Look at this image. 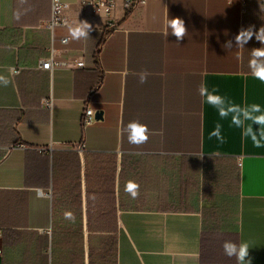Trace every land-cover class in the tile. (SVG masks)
<instances>
[{
  "label": "crops",
  "instance_id": "1",
  "mask_svg": "<svg viewBox=\"0 0 264 264\" xmlns=\"http://www.w3.org/2000/svg\"><path fill=\"white\" fill-rule=\"evenodd\" d=\"M50 5L0 0V264H237L225 241L264 264V45L235 41L264 27V0H119L111 32L71 2L52 35ZM51 55L66 65L39 67ZM85 105L102 116L82 127Z\"/></svg>",
  "mask_w": 264,
  "mask_h": 264
},
{
  "label": "clouds",
  "instance_id": "2",
  "mask_svg": "<svg viewBox=\"0 0 264 264\" xmlns=\"http://www.w3.org/2000/svg\"><path fill=\"white\" fill-rule=\"evenodd\" d=\"M169 27L171 28V34L174 35L177 41L183 40L187 29L185 27V23L180 18H172L169 20ZM92 30V26L86 21L81 22L80 26H78L74 30V35L77 37L87 38L89 36L90 31ZM169 34V33H168ZM255 36V39L264 45V27L259 28L258 31H254L252 27L247 29H241L239 33L235 37L236 46H244L248 43L252 37ZM225 48L230 49L232 47V42L228 41L225 45ZM250 67L253 70V75L256 76L261 81H264V46L260 48H253L251 50V59H250ZM147 76L142 75L140 78V83H146ZM0 83H3L5 86L9 83V81L0 77ZM198 92L201 96L210 95L207 91V88L202 84L198 88ZM210 103L212 101H209ZM255 110H259V106H253ZM221 115H224L222 112ZM259 123H264V118H260L258 120ZM128 130L131 129H139L140 132L144 133L140 136V139H135L132 135H129V140L131 143L139 144L146 142L148 140L149 130L146 125L141 124L139 121H130L126 126ZM218 136L217 131H213L210 133V137ZM135 195V193H133ZM70 215V214H69ZM224 254L229 257H235L237 264H252V257L250 256V245L247 242H241L239 244L232 241H225L222 245Z\"/></svg>",
  "mask_w": 264,
  "mask_h": 264
},
{
  "label": "built area",
  "instance_id": "3",
  "mask_svg": "<svg viewBox=\"0 0 264 264\" xmlns=\"http://www.w3.org/2000/svg\"><path fill=\"white\" fill-rule=\"evenodd\" d=\"M119 0H51L50 5V17L45 21V27L50 31L51 35L55 28L60 27L66 24L65 17L63 15L64 11L67 9V6L71 3H77L81 6L89 8L92 12L101 13L106 17V30L111 32V26L113 22V17L115 15L116 6ZM142 0H120L121 6L124 11H129L136 3ZM67 37H62L61 41L66 42ZM66 61L53 60L52 55L48 58L42 59L39 62V67L51 71L54 66H65ZM84 65L82 60L76 61V66L81 67ZM18 70H14L17 72ZM94 113L95 111L88 107L84 106L81 115H80V124L82 127H85L94 122ZM79 146V148H81Z\"/></svg>",
  "mask_w": 264,
  "mask_h": 264
},
{
  "label": "rangeland",
  "instance_id": "4",
  "mask_svg": "<svg viewBox=\"0 0 264 264\" xmlns=\"http://www.w3.org/2000/svg\"><path fill=\"white\" fill-rule=\"evenodd\" d=\"M90 261H91V264L92 262L93 264H114V258L111 253H107V250L104 253L99 252V254L96 253L92 255L90 257Z\"/></svg>",
  "mask_w": 264,
  "mask_h": 264
},
{
  "label": "water",
  "instance_id": "5",
  "mask_svg": "<svg viewBox=\"0 0 264 264\" xmlns=\"http://www.w3.org/2000/svg\"><path fill=\"white\" fill-rule=\"evenodd\" d=\"M102 116V111H95L94 113V118L95 119H100Z\"/></svg>",
  "mask_w": 264,
  "mask_h": 264
},
{
  "label": "snow or ice",
  "instance_id": "6",
  "mask_svg": "<svg viewBox=\"0 0 264 264\" xmlns=\"http://www.w3.org/2000/svg\"><path fill=\"white\" fill-rule=\"evenodd\" d=\"M139 134V133H138Z\"/></svg>",
  "mask_w": 264,
  "mask_h": 264
}]
</instances>
